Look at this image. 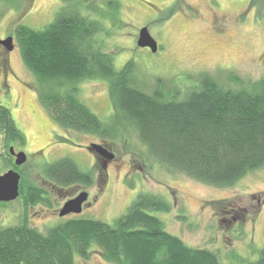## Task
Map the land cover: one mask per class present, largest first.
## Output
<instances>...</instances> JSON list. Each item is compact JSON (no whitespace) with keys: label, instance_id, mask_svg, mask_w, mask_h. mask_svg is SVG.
I'll list each match as a JSON object with an SVG mask.
<instances>
[{"label":"trees","instance_id":"trees-1","mask_svg":"<svg viewBox=\"0 0 264 264\" xmlns=\"http://www.w3.org/2000/svg\"><path fill=\"white\" fill-rule=\"evenodd\" d=\"M59 1L54 20L43 29L19 24L14 30L21 60L36 80L38 102L56 125L103 142L133 131L147 155L167 171L208 186L231 187L264 167V73L254 81L229 74L232 88L208 73L184 75L188 82L183 87L158 80L152 92H144L133 61L115 69L98 37L126 24L121 6L113 0ZM84 80L107 84L112 113L106 120L78 97V84ZM0 135L7 155L10 146L26 144L2 105ZM8 165L14 166L11 158ZM41 173L61 187L93 183V173L69 157L45 164ZM26 186L25 206L46 201L41 189L31 183L21 189ZM169 209L164 199L139 193L112 224L73 218L41 233L21 221L0 228V264H75L74 258H87L92 247L112 264H221L215 253L187 246L151 214ZM243 264H264V245Z\"/></svg>","mask_w":264,"mask_h":264},{"label":"rangeland","instance_id":"rangeland-1","mask_svg":"<svg viewBox=\"0 0 264 264\" xmlns=\"http://www.w3.org/2000/svg\"><path fill=\"white\" fill-rule=\"evenodd\" d=\"M97 3L105 0H94ZM121 6L124 23L109 29L103 49L113 58L115 69L132 60L138 86L147 93L158 80L183 87L184 75L208 73L225 87L235 86L229 74L243 81L257 80L264 73V0H113ZM59 0H0V37L12 36L14 49H0V105L10 110L15 125L25 136L20 150L27 155L21 167L26 179L43 186L40 170L45 164L69 157L93 173L92 204L83 215L112 224L123 215L139 193H148L170 204L166 213L153 212L165 230L187 246L206 249L221 264H243L257 257L264 245V167L247 174L233 186L218 188L199 183L182 173L169 172L147 155L133 131L115 142L64 130L54 123L38 102L36 80L24 66L14 30L23 24L40 30L54 20ZM105 27L110 28L106 23ZM147 27L158 50L138 48V30ZM7 73L6 84L4 82ZM3 81V82H2ZM5 89V91H3ZM78 97L101 120L112 113L107 84L84 80ZM100 144L114 159L102 169L87 150ZM0 173L6 155L0 148ZM77 187L63 191L77 192ZM25 212V213H24ZM26 216L29 226L45 233L55 221L42 208L24 211L18 199L0 205V228L17 225ZM75 264H112L96 247Z\"/></svg>","mask_w":264,"mask_h":264},{"label":"water","instance_id":"water-1","mask_svg":"<svg viewBox=\"0 0 264 264\" xmlns=\"http://www.w3.org/2000/svg\"><path fill=\"white\" fill-rule=\"evenodd\" d=\"M0 45L4 47L6 51L11 52L14 49L13 37L8 36L5 39H0ZM136 46L138 48H147L151 53H156L158 50V44L150 35L147 27H141L138 30ZM8 151L9 154L14 157V164L16 166L25 164L27 157L23 151L15 153L13 147H10ZM88 151L106 162H109L114 158L113 153L103 145L91 143L88 146ZM19 182V173L12 169L0 174V202H11L19 196ZM86 199L87 193L80 192L75 198L65 202L59 211V216L62 217L70 213L80 214L82 211V204L86 201Z\"/></svg>","mask_w":264,"mask_h":264},{"label":"flooded vegetation","instance_id":"flooded-vegetation-1","mask_svg":"<svg viewBox=\"0 0 264 264\" xmlns=\"http://www.w3.org/2000/svg\"><path fill=\"white\" fill-rule=\"evenodd\" d=\"M6 37L8 36H4V37H0V39H5ZM13 42H14V38H13ZM159 47V46H158ZM0 49H4V47H2L0 45ZM5 74V78H4V82H5V85L6 84V80H7V73L4 72ZM3 82V81H2ZM5 91V89L3 90ZM2 137L0 135V148L3 150V153L6 155V159H3L4 163H5V167L6 170L1 172L0 174L6 172L7 170H14L16 172L19 173L20 175V182H19V196L16 198L17 200L19 199L21 201V205L24 209V211L26 209H29V208H35V207H39V208H42L43 210H45L46 212L49 213V217H52V219H54L55 221L57 220H62L63 222L67 221V220H70V219H73L75 216H80V215H83L85 213V211L91 207V202H92V197H91V193L87 191L88 187L87 186H81V185H77V186H74V185H71V186H67V187H61V186H58L57 184H54L52 181L48 180L46 177H44L41 173V170H40V173H41V181L43 183V186L39 187L38 185L34 184L33 182H30L28 179L25 178L23 172L21 171V167L24 165H21V166H16L14 164V157L12 155L9 154V151H8V155L5 153V150L3 149L2 147ZM100 145V144H99ZM10 147H13L14 149V152L17 153L19 151H22L20 150L18 147H15V146H10ZM9 147V148H10ZM8 148V149H9ZM87 150H88V146H86ZM24 152V151H23ZM25 153V152H24ZM91 153V152H90ZM26 154V153H25ZM93 155V158L95 160H97V164L102 168V169H106L107 167V162L104 161L103 159L99 158L98 156H96L95 154L91 153ZM27 157V155H26ZM2 157L0 155V160H2ZM9 158H11L14 166H11V165H8V162H9ZM115 158V157H114ZM113 158V159H114ZM112 159V160H113ZM27 161V159H26ZM26 163V162H25ZM7 165V166H6ZM25 183H31L33 185H35L37 188L41 189L42 191V197L43 199H45L46 201L43 203H36L34 205H27L25 206L22 202H23V197L25 196V194H27V190H28V187H24L21 189V187L25 186ZM93 184V183H92ZM73 187H77V192H71L70 195H64L63 194V191L66 190V189H69V188H73ZM89 187H92L89 186ZM80 192H86L87 193V199L86 201L82 204V211L80 214H67L65 216H59V211L60 209L63 207V205L65 204V202H67L68 200L70 199H73L75 198ZM15 199V200H16ZM13 202V201H11ZM10 202H6V203H3V202H0V205H8ZM25 213V212H24ZM81 218V217H80ZM21 221H26L28 223V220H27V217L24 216ZM20 221V222H21ZM57 223L55 224H52L51 226H49L47 228V230L51 227H53L54 225H56ZM59 224V223H58ZM29 225V223H28ZM33 228V227H32ZM42 233V232H41Z\"/></svg>","mask_w":264,"mask_h":264}]
</instances>
